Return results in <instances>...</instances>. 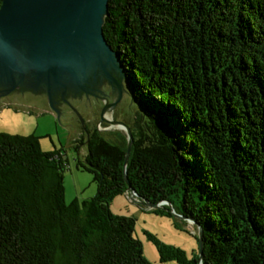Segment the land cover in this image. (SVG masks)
Returning a JSON list of instances; mask_svg holds the SVG:
<instances>
[{
	"label": "trees",
	"instance_id": "16d2710c",
	"mask_svg": "<svg viewBox=\"0 0 264 264\" xmlns=\"http://www.w3.org/2000/svg\"><path fill=\"white\" fill-rule=\"evenodd\" d=\"M103 27L143 108L127 165L128 132L88 128L97 192L67 202L66 152L0 130V264H150L137 218L111 207L126 172L137 203L204 227L202 264H264V0H109Z\"/></svg>",
	"mask_w": 264,
	"mask_h": 264
},
{
	"label": "water",
	"instance_id": "95a60500",
	"mask_svg": "<svg viewBox=\"0 0 264 264\" xmlns=\"http://www.w3.org/2000/svg\"><path fill=\"white\" fill-rule=\"evenodd\" d=\"M108 9L109 0H3L0 88L5 94L23 88L52 97V93L71 97L85 93L86 99L118 92L114 102L105 103L101 119L126 128L127 165L134 142L133 129L128 121L110 119L106 113L126 92L141 104L131 89L121 54L105 36L103 25ZM126 177L129 189L135 192L128 172ZM143 202L157 205L144 197L139 203ZM168 202L173 206V201ZM175 213L179 215V211ZM199 228L203 258L204 227L199 224Z\"/></svg>",
	"mask_w": 264,
	"mask_h": 264
},
{
	"label": "rangeland",
	"instance_id": "374dc122",
	"mask_svg": "<svg viewBox=\"0 0 264 264\" xmlns=\"http://www.w3.org/2000/svg\"><path fill=\"white\" fill-rule=\"evenodd\" d=\"M117 98L118 92L92 98L95 99L99 110V115H94L89 110L90 106L86 107L85 104L68 103L71 107L69 111L63 109L62 103L55 104L54 97L50 95L17 88L9 94L0 93V130L34 132L41 136L45 150L62 149L70 159V164L65 170L67 202H72L76 197L81 199L91 197L97 192L98 186L94 180V172L79 166L80 159L85 157L88 150L86 142H79L88 135V128L93 130L99 127L107 133L112 129L127 132L126 128L118 123L101 119V110L105 103L114 102ZM141 110L137 101L126 92L106 115L110 119L117 118L130 122L136 119ZM134 200L128 194L120 193L111 201V207L118 214L133 215L137 218L136 234L143 242L145 255L150 260V264H182L178 257L163 259L155 238L161 242L182 246L190 256L200 254L199 232L194 234L188 229L189 218L186 219L174 212L165 213L155 209L170 206L179 211L175 205L172 207L169 202H163L168 199L156 202V207L149 203L147 206L141 205ZM201 263L202 258H200Z\"/></svg>",
	"mask_w": 264,
	"mask_h": 264
},
{
	"label": "flooded vegetation",
	"instance_id": "af4514ba",
	"mask_svg": "<svg viewBox=\"0 0 264 264\" xmlns=\"http://www.w3.org/2000/svg\"><path fill=\"white\" fill-rule=\"evenodd\" d=\"M0 93H2L1 88H0ZM9 93H7V94H9ZM83 94H85V93H83ZM83 94L74 93L73 96L71 97V95L68 96V94L52 93V95L54 96V103L55 104L62 103L63 104V109H65V110H69V111L71 110V107L68 105V103L71 104V105H77V103L78 104H85L86 107L90 106L89 110L91 111V113H93L94 115H99V113H98L99 110L96 107L97 103H96L95 99L91 98V99L87 100L86 99L87 97L85 95H83Z\"/></svg>",
	"mask_w": 264,
	"mask_h": 264
},
{
	"label": "built area",
	"instance_id": "2783aa9c",
	"mask_svg": "<svg viewBox=\"0 0 264 264\" xmlns=\"http://www.w3.org/2000/svg\"><path fill=\"white\" fill-rule=\"evenodd\" d=\"M130 197L132 200L136 199L134 201H138L139 199V197L137 196V192H132V195L130 194ZM163 202L166 203V201H163ZM188 221H189L188 227L190 228L192 233L197 234L199 232V230L197 229L198 226H196L195 222L192 219L189 218Z\"/></svg>",
	"mask_w": 264,
	"mask_h": 264
},
{
	"label": "bare ground",
	"instance_id": "6f19581e",
	"mask_svg": "<svg viewBox=\"0 0 264 264\" xmlns=\"http://www.w3.org/2000/svg\"><path fill=\"white\" fill-rule=\"evenodd\" d=\"M164 201L168 202V200H164ZM172 210H173V212L175 213L176 210H175L174 208H173ZM181 213H182V212H179V216H181V217L184 216V215H186V214H184V213H183V214H181ZM189 218L192 219V220L195 222L196 226L199 227V223H198V221H197V219H196L195 217H193V216L190 215ZM186 219H187V218H186ZM187 220H188V219H187ZM187 227H188V226H187ZM198 227H197V229L200 231V228H198ZM188 229L190 230L189 227H188ZM190 231H191V230H190ZM191 232H192V231H191Z\"/></svg>",
	"mask_w": 264,
	"mask_h": 264
}]
</instances>
